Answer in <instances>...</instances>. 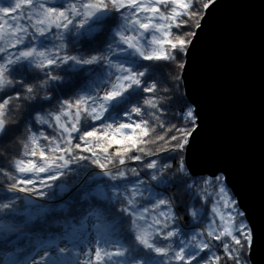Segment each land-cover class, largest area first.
<instances>
[{
  "label": "snow or ice",
  "instance_id": "6c2138e0",
  "mask_svg": "<svg viewBox=\"0 0 264 264\" xmlns=\"http://www.w3.org/2000/svg\"><path fill=\"white\" fill-rule=\"evenodd\" d=\"M211 3H215V0H211ZM210 6V3L204 4L205 8ZM190 7L188 0H13L10 8L0 7V14H3L0 15V21H3V26H0V65L12 67L13 63L16 66L31 63L43 72L44 79L49 78V74L55 77L58 69L62 70L72 64H77L78 67L106 64L108 69L104 82L107 92L101 89L100 93L93 92L75 99L65 98L55 105H47L50 109L48 111L38 109L41 114L34 117V123L51 128L53 134L28 128L17 155H0V178L11 179L18 186L17 192L35 193L41 198L48 196L45 189L55 188L57 197H63L70 192L74 185L52 184L49 181L60 180L72 170V165L81 162L96 165L110 178L115 176L116 182L127 180L130 176L137 178V183L131 189L126 187L123 192L108 188L106 190V187L97 184L85 185L78 181L83 190L79 207L75 211H72V205L76 201L71 204L64 201L56 209L30 201L27 208L33 209L34 214H29L28 211L23 214L26 225L43 220L54 211L66 214L53 222V226L61 230L59 235H50L48 239H39L36 242L34 248L41 256L44 252L51 254L71 246L78 257L80 253L75 249L94 233L92 247L84 250L85 259H76L74 264H122V257L126 253L115 246L112 249L102 247L98 242L114 231L106 209L98 203L103 201L119 200L126 205L121 212L127 214L129 219L135 216L137 231L146 242L151 239L154 245L156 241H160V245H168L170 240L175 239V236L164 238L175 228L174 223L171 228L167 227L169 220L174 217L166 202H161L158 209L148 206L141 208L138 201V197L143 198L144 194V185L139 179L141 171L129 167V164H146L144 158L157 148L161 151L183 149L191 132L175 125L166 127V122L162 120L161 102L156 95V88L147 83L145 74L118 61L117 57L124 55L123 50L127 49L145 64L175 61L177 57L174 53L177 50L182 51L187 46V40L173 29L185 25L182 17L188 15ZM13 12L17 13L16 17H12L16 21L14 25L7 18ZM108 13L119 17L121 21L113 47L83 63L74 59L67 60L71 49L63 45L76 27V20L85 16L96 19ZM192 15H195L194 11ZM45 41H51V46ZM37 90H42L40 84L35 88L25 89L23 82L16 88H0V144L9 134L11 114L21 104L29 102L25 93L34 95ZM137 92L142 95L134 100L133 94ZM39 98L37 95L36 99ZM120 101L125 103L120 104ZM31 106H35L34 101ZM113 112L120 118L106 123ZM186 115L188 118L193 117L192 111H188ZM158 129H164V134L161 135ZM168 133L173 134L168 137ZM77 140L80 142L77 143ZM161 141L164 143L160 144ZM149 145H156L157 148L150 149ZM5 163L9 165L7 168ZM149 168L154 170L155 166L149 165ZM45 175L46 179L43 178ZM222 180L223 177H218L215 184L211 180L197 181L205 203H212L213 213V219L202 235L219 243L222 252L217 255L212 251L213 244L209 245L205 240L200 243L197 249L200 255L195 258L188 257V249L193 245H188L183 251H169L167 255L174 256L169 264H196L197 260H204L207 264H222V257L223 264H226L228 257L233 256L235 251L232 244L227 242L229 238L236 245L241 244V239L234 233H243L245 239H250L248 233L244 232L246 226L238 224L230 211H224L234 210V206L220 184ZM37 184L40 185L39 188L36 187ZM156 202L157 199H154L151 205ZM36 209L39 210L35 211ZM19 230L16 223L6 224L0 218V235H10ZM49 259L52 264H69L51 255L45 257L44 264H48Z\"/></svg>",
  "mask_w": 264,
  "mask_h": 264
},
{
  "label": "water",
  "instance_id": "95a60500",
  "mask_svg": "<svg viewBox=\"0 0 264 264\" xmlns=\"http://www.w3.org/2000/svg\"><path fill=\"white\" fill-rule=\"evenodd\" d=\"M182 80L197 122L185 167L224 178L250 228V262L264 264V0H216Z\"/></svg>",
  "mask_w": 264,
  "mask_h": 264
},
{
  "label": "clouds",
  "instance_id": "9594fccd",
  "mask_svg": "<svg viewBox=\"0 0 264 264\" xmlns=\"http://www.w3.org/2000/svg\"><path fill=\"white\" fill-rule=\"evenodd\" d=\"M120 23L119 17L112 16L111 13L96 19L85 16L76 20V27L67 36V40L63 45L71 49V55L67 56V60L74 59L83 63L89 58L97 57L107 52L116 43L115 38L118 35ZM123 51L124 55L117 57V60L145 74L147 83L156 88V95L160 97V100L166 99V96L163 95L167 91L164 87L166 83L165 67L154 63H142L135 53L127 49ZM0 69H2L0 70V88L5 86L16 88L21 82H23L25 89L35 88L37 84L42 86V90H37L34 95L25 93L26 99L29 102L34 101L35 105H41L43 101H49V105L62 101L61 94L63 89H71L75 93L83 92L88 94L93 92L100 93L101 89L107 92V89L104 88L108 71L106 64L97 67H78L77 64H72L62 70L58 69L55 77H51V74H49L47 79L43 78L42 71H40L42 75H38L37 66L31 63H22L19 66L13 63L12 67L0 65ZM37 95L40 97L38 100L36 99ZM133 95L135 96L136 93ZM53 96H56L57 100L48 99ZM126 99L130 100L131 98ZM119 103L124 104L125 101H120ZM38 115L39 113H36L34 117ZM115 116L116 113L113 112L110 118ZM12 143H14L13 140H4L0 144V155L11 156L10 146ZM160 152L161 149L157 148L155 152H151L147 156H157L159 158L147 159V163L140 168V171L144 172V176H140L139 179L153 197L158 194L161 196L155 204L148 206L149 208L158 209L161 202H166L169 205L174 219L169 220L167 227L171 228L174 223L175 228L164 238L168 239L170 236H175V239L170 240L168 245H160V241H156L154 245L151 243V239L146 242L142 234L137 231L135 216L129 219L127 214L121 215V209L126 208V205L109 201L105 209L113 223V232L118 238L116 243L120 245L118 249L126 253L122 257V264H169L174 259V256L167 255L169 251L175 253L177 249L183 251L188 248V245H193L188 249V257L195 258V256L200 255L197 249L201 242L207 240L208 244H211V240L202 235V233L207 231V212L204 203H202L204 199L197 184V177H194L185 168L182 160L179 162V166H174L172 159L160 156ZM91 165L93 164H80V168L76 170L78 173L77 177L83 184H97L109 190L120 192H123V189L127 187V185L114 183L116 181L115 176L110 178L103 172L92 171ZM149 165H154L155 169H150ZM8 166V163H5V168ZM113 167H117V165H113ZM133 183L136 184L137 181ZM0 186H2L0 187V193L5 191L8 193L17 192L16 188L18 186L9 178H0ZM157 189L161 190L160 193H157ZM50 199H55V195L51 196ZM18 201L22 203H18ZM30 201H32L31 198L23 196H10L0 200V215L6 213L7 216L13 218L9 223H16L19 226L20 230L18 232L20 236L25 234L23 230L28 228L29 225H26L24 220L17 221L14 218L23 217ZM4 209H8V211H4ZM185 217L188 218L186 222L184 220ZM20 236L13 239L7 233L0 235V259L5 264H44L45 257L50 255L56 259L71 262V264H74L76 260L75 252L70 247L51 254L44 252L43 256H41L36 248L21 245L19 243ZM81 244L85 246L93 245V241L86 239ZM157 245H160V247L157 248ZM77 249L78 246L75 251ZM161 253L164 254L161 255ZM48 264H52L51 259L48 260ZM196 264H207V262L197 260Z\"/></svg>",
  "mask_w": 264,
  "mask_h": 264
},
{
  "label": "trees",
  "instance_id": "16d2710c",
  "mask_svg": "<svg viewBox=\"0 0 264 264\" xmlns=\"http://www.w3.org/2000/svg\"><path fill=\"white\" fill-rule=\"evenodd\" d=\"M216 1V0H215ZM62 2V0H61ZM13 3V0H0V7H5V8H10ZM188 3H190L191 7L188 9V15H185L182 17V19L186 22L184 26L180 27L179 29H176L174 27L173 31L182 34V37L187 40V46L182 50H177L174 55H176V60L175 61H161V62H153L154 64L157 65H163L166 69V83L164 87L167 89V91L163 94L166 96V99L160 100L161 102V114H162V120L166 122V127H170L172 125H175L178 128H184L187 129L189 132H191V135L187 137L188 143L193 135L194 131L196 130L197 127V122H196V117H195V112L194 108L191 106L189 101L186 98L184 87H183V70L185 66V60L187 53L189 49L191 48L192 42L194 40V37L200 28V25L205 17V14L207 12L208 8L204 7L205 3H210L211 5V0H188ZM195 12V15H192V12ZM3 15V14H0ZM17 13L13 12L11 13V17H7L10 21V24H15L16 21L15 19H12V17H16ZM22 23H27V21H22ZM0 26H3V21H0ZM49 46H51V41H45ZM143 63V61H141ZM183 65V67H180V65ZM38 75H42V73L37 70ZM159 88V86H158ZM88 93H75L72 92L71 89H63L61 98L62 99H75L77 96H83L87 95ZM142 94L137 92L136 95L133 97V99H139ZM147 95V94H143ZM53 100H57L56 96L52 97ZM58 102V101H57ZM32 102H25L20 105V107L11 114L9 117V134L4 137V140H13L14 143L10 146V152L11 156H15L18 154L20 151V146L27 134V129L28 128H33L36 131L40 132H45L46 134H53V130L51 128L47 127H41L39 125H36L34 123V114L39 113L41 114L38 109L43 108L44 111L50 110L46 106L50 104L49 101H43L41 105H35L34 107L30 106ZM55 105V104H52ZM192 111L193 117L188 118L187 117V112ZM112 116V114H111ZM120 117H113L110 118L109 120L105 121L106 123L112 122V119H119ZM98 126V125H97ZM87 130V126H86ZM161 135L164 134V129H158ZM173 133H168V137H170ZM178 134V133H177ZM77 143L80 141L77 140ZM164 142L161 141L160 144H163ZM187 144L183 147V149H180L178 151H161L160 156H166L172 159L173 165L177 166L179 162L182 160L185 166L184 158H185V151ZM175 142H173L174 146ZM172 147V146H170ZM150 149H155L157 148L156 145H149ZM82 155H89L88 153H81ZM139 154V153H137ZM7 155V153H6ZM159 157L157 156H152V157H147L144 158L145 161L147 162V159H158ZM81 164H90V162H81ZM141 164L137 163H130L129 167H135L140 169ZM80 168V164H74L72 165V170L68 172L64 177H61L60 180L58 181H49V183L52 184H58V183H68L69 185H74L72 190L70 192L65 193L63 197H57L55 196V199H50L51 196L55 195L56 189H45V191L48 192V196L41 198L35 193H22V192H15V193H8V192H3L0 193V200L5 199L6 197L10 196H23V197H31L32 199L35 200L39 205L40 203H46V207L56 209L57 206L62 204L64 201H68L69 204H71L73 201H76L75 204L72 205V211H75L77 207H79V198L81 195V191L83 190L80 187V183H83L82 181H79V177H77V169ZM186 168V167H185ZM91 170L95 172H102L101 169H99L96 165H91ZM82 171V170H81ZM144 176V172L141 171V177ZM221 177V176H220ZM25 178H32V179H38L37 177H25ZM43 178H47L46 175ZM218 178V177H217ZM216 179H210V178H197L198 181H204V180H211L213 183H216ZM107 179V178H105ZM136 177H129L127 180L119 181V182H114V183H119L121 185H127L128 189H131L132 186H134V181H136ZM80 183H77V182ZM110 183H112L110 181ZM220 184L225 188L228 197L230 198L234 210L232 209H224L225 212H231V214L235 217V220L238 224L241 226H246L244 227V232L248 233V236L250 239H245L243 233H234L237 235L238 239H241V244L236 245L231 239L227 241L228 243L232 244L234 251L233 256H229L227 259L226 264H251L250 262V245H251V235H250V228L248 226V223L244 217V214L241 212L237 200L234 198V195L231 193V191L228 189L226 186L225 180L223 178L222 181H220ZM2 187V186H0ZM37 188L40 187L39 184L36 186ZM144 187V186H143ZM106 190H108L106 188ZM124 190V189H123ZM212 189H210L211 191ZM218 190V189H217ZM157 193H160L161 190L157 189ZM161 196L158 194L155 197H153L147 189L144 187V194L143 198L138 197L139 204L141 205V208L143 206H150L151 202L154 199H159ZM212 201L214 203L215 201V195L212 197ZM113 203H119L120 201H115L112 200ZM18 203H22L19 202ZM101 204L102 208H105L108 204L109 201H103V202H98ZM202 203H204L206 212H207V219H206V226L208 225L209 222L213 219V213L211 211L212 208V203H205L203 200ZM39 209H36L35 211H38ZM118 210V209H117ZM165 211L167 210L166 208L164 209ZM26 211L29 212V214H34V210H28ZM178 211V210H177ZM65 213L61 212H52L49 216L45 217L43 220H38L35 221L33 224L29 225L28 228L24 229L23 231L25 232L24 235L20 236L19 232L10 234L11 238L15 239L17 236H20L19 243L21 245H28L31 248L35 247L36 242L39 239H48L49 236H57L60 234V229L56 228L53 226V222L63 218L65 216ZM121 215H124L121 213ZM0 218L4 220V222L7 224L9 223L10 220H12V217L7 216L5 213L4 215H0ZM15 220H24V217H15ZM187 217L184 218L185 222L187 221ZM95 234L93 233L92 238L89 237V239H93ZM117 236L114 234V232L110 233L109 235H106L103 239L99 241L100 246L105 247V248H110L112 249L113 246L115 248H119L120 245L116 243L117 241ZM211 244H213L212 251L216 252L217 255H220L222 252L221 246L217 242L211 241ZM85 245L79 244L78 248L84 247ZM71 247V246H70ZM203 255V254H201ZM209 258H211V253H209ZM0 264H5V262L0 259ZM71 264V262H69ZM222 264H223V257H222Z\"/></svg>",
  "mask_w": 264,
  "mask_h": 264
},
{
  "label": "rangeland",
  "instance_id": "374dc122",
  "mask_svg": "<svg viewBox=\"0 0 264 264\" xmlns=\"http://www.w3.org/2000/svg\"><path fill=\"white\" fill-rule=\"evenodd\" d=\"M26 197H28V196H26ZM29 198H31V197H29ZM32 199V198H31ZM32 200H34V199H32ZM35 201V200H34ZM37 203V202H36ZM38 204V203H37ZM40 205H44V206H48V205H46V203L44 204V203H40ZM92 238V237H91ZM90 240H92V239H90ZM90 247H92V245H87V246H84V247H80V248H78L77 249V251L80 253L79 254V256L77 257L76 256V258L75 259H80L81 261H83V259H85V256H84V250H86V249H88V248H90Z\"/></svg>",
  "mask_w": 264,
  "mask_h": 264
}]
</instances>
